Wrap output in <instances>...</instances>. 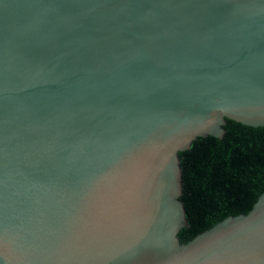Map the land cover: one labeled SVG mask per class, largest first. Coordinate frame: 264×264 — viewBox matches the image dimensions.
Returning <instances> with one entry per match:
<instances>
[{
  "label": "water",
  "instance_id": "1",
  "mask_svg": "<svg viewBox=\"0 0 264 264\" xmlns=\"http://www.w3.org/2000/svg\"><path fill=\"white\" fill-rule=\"evenodd\" d=\"M228 120L264 127V0H0V264H264V194L179 238Z\"/></svg>",
  "mask_w": 264,
  "mask_h": 264
},
{
  "label": "trees",
  "instance_id": "2",
  "mask_svg": "<svg viewBox=\"0 0 264 264\" xmlns=\"http://www.w3.org/2000/svg\"><path fill=\"white\" fill-rule=\"evenodd\" d=\"M224 130L221 138L196 139L179 155L183 244L230 216L248 214L264 194V127L228 120Z\"/></svg>",
  "mask_w": 264,
  "mask_h": 264
}]
</instances>
